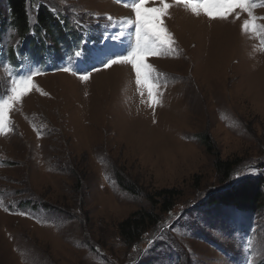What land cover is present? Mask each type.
<instances>
[{
	"label": "rangeland",
	"instance_id": "374dc122",
	"mask_svg": "<svg viewBox=\"0 0 264 264\" xmlns=\"http://www.w3.org/2000/svg\"><path fill=\"white\" fill-rule=\"evenodd\" d=\"M45 1L69 29L39 26ZM37 2L29 41L0 0V102L35 73L0 128V264H264V0L211 17L167 0L172 43L143 57L156 103L131 63L104 67L136 48L135 0ZM217 158L239 162L224 186ZM246 181L259 204L219 203ZM140 211L159 223L130 246Z\"/></svg>",
	"mask_w": 264,
	"mask_h": 264
},
{
	"label": "trees",
	"instance_id": "16d2710c",
	"mask_svg": "<svg viewBox=\"0 0 264 264\" xmlns=\"http://www.w3.org/2000/svg\"><path fill=\"white\" fill-rule=\"evenodd\" d=\"M38 0H7V4L9 10H11L10 17L13 20L9 22V27L11 28L12 24L14 27L11 28L16 30L19 34V38H29L28 40L31 41L30 33V6H33ZM38 3V9L35 12L38 18V24L43 27L47 24L49 26V30L54 32V28H59V32L64 30V28L69 29L67 24L64 22H70L67 15L64 13H54L51 12L49 9V4L45 1L43 4L41 2ZM0 15L4 17L3 10L0 9ZM64 17L66 21L62 19ZM40 28V27H37ZM23 39H19V41ZM24 41V40H23ZM211 151L212 149L209 148ZM239 164L237 161H229V160H222L221 158H217L215 161V169L218 177L220 178V183L224 186L228 184L233 176L234 170L237 168L236 166ZM231 188L227 190V194H225L224 199L221 200L222 204H231V203H255L259 204L262 200V194L259 192L258 188L246 181L241 185V188L235 189ZM157 200L152 199L151 205L153 209L157 206H161L162 211H166L170 207H172L173 202L176 199V194L173 191L169 190H162L158 192ZM158 218L150 212H137L133 214L130 218L120 224V232L124 242L127 245L133 246L137 245L138 242L142 241L144 238L145 232H147L148 228H155L158 226ZM135 248V247H134Z\"/></svg>",
	"mask_w": 264,
	"mask_h": 264
},
{
	"label": "snow or ice",
	"instance_id": "6c2138e0",
	"mask_svg": "<svg viewBox=\"0 0 264 264\" xmlns=\"http://www.w3.org/2000/svg\"><path fill=\"white\" fill-rule=\"evenodd\" d=\"M148 0H135L132 4V9L135 14L136 24V48L130 56H114V58L108 59L104 63V67H109L117 63H131L136 75V83L143 85L148 89V95L153 103H156V97L153 89L155 85L150 79L149 66L143 63V57L149 53H155L158 48H163L165 45L172 43L170 36L165 34V29L162 26L161 18L167 13L170 4L167 0H160L162 6L159 7H146ZM177 2L187 3L193 12H197L199 9H203L210 17L213 16L211 11L212 7L220 9H231L234 4L227 2V0H217V2H211V0H177ZM240 7H250L248 0H237ZM220 18H223L221 13ZM248 26V22H245V27ZM254 26V25H253ZM113 39H119V36H113ZM77 56L81 55L80 52L76 53ZM68 71L67 68L64 69ZM32 75H35L33 73ZM32 75L26 78H19L13 81V86L10 91L12 95L9 100H19L21 95L24 94L32 86ZM82 79H88L87 75L81 77ZM9 100H3L0 102V128L4 125L5 113L10 108Z\"/></svg>",
	"mask_w": 264,
	"mask_h": 264
},
{
	"label": "bare ground",
	"instance_id": "6f19581e",
	"mask_svg": "<svg viewBox=\"0 0 264 264\" xmlns=\"http://www.w3.org/2000/svg\"><path fill=\"white\" fill-rule=\"evenodd\" d=\"M109 4H111V3L109 2Z\"/></svg>",
	"mask_w": 264,
	"mask_h": 264
}]
</instances>
